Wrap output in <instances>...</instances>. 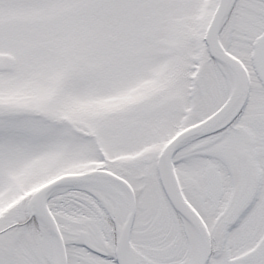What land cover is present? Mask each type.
<instances>
[{"label": "snow or ice", "instance_id": "1", "mask_svg": "<svg viewBox=\"0 0 264 264\" xmlns=\"http://www.w3.org/2000/svg\"><path fill=\"white\" fill-rule=\"evenodd\" d=\"M0 264H264V0H0Z\"/></svg>", "mask_w": 264, "mask_h": 264}]
</instances>
